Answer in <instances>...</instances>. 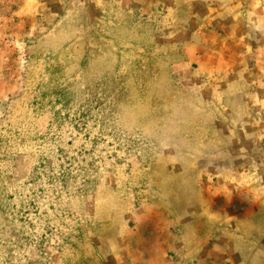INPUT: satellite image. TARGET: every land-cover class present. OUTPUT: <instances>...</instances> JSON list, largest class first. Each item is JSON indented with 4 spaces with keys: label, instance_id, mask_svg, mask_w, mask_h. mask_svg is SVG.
I'll use <instances>...</instances> for the list:
<instances>
[{
    "label": "rangeland",
    "instance_id": "rangeland-1",
    "mask_svg": "<svg viewBox=\"0 0 264 264\" xmlns=\"http://www.w3.org/2000/svg\"><path fill=\"white\" fill-rule=\"evenodd\" d=\"M0 264H264V0H0Z\"/></svg>",
    "mask_w": 264,
    "mask_h": 264
}]
</instances>
